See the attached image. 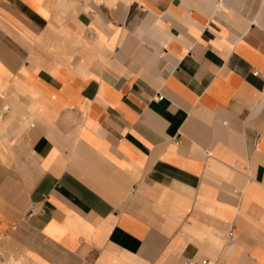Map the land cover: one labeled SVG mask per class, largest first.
<instances>
[{
	"label": "crops",
	"instance_id": "0c3cea01",
	"mask_svg": "<svg viewBox=\"0 0 264 264\" xmlns=\"http://www.w3.org/2000/svg\"><path fill=\"white\" fill-rule=\"evenodd\" d=\"M189 258L264 264V0H0V264Z\"/></svg>",
	"mask_w": 264,
	"mask_h": 264
},
{
	"label": "built area",
	"instance_id": "2783aa9c",
	"mask_svg": "<svg viewBox=\"0 0 264 264\" xmlns=\"http://www.w3.org/2000/svg\"><path fill=\"white\" fill-rule=\"evenodd\" d=\"M216 1V5L220 4L222 2V0H215ZM254 73H258L257 71H254ZM162 95H158L157 99H161ZM260 138V134L258 132L254 133V137H253V145H257L258 141ZM204 153L208 156L209 155V151L207 149H204ZM39 209L38 205L33 204L30 209H29V213H35L37 212ZM228 238H233V236L231 234L228 235ZM182 264H219L218 261L215 258H202V259H193V258H189L186 259Z\"/></svg>",
	"mask_w": 264,
	"mask_h": 264
}]
</instances>
